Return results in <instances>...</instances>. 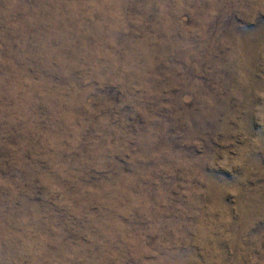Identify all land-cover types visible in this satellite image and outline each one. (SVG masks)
I'll return each mask as SVG.
<instances>
[{
	"label": "rangeland",
	"instance_id": "1",
	"mask_svg": "<svg viewBox=\"0 0 264 264\" xmlns=\"http://www.w3.org/2000/svg\"><path fill=\"white\" fill-rule=\"evenodd\" d=\"M0 264H264V0H0Z\"/></svg>",
	"mask_w": 264,
	"mask_h": 264
}]
</instances>
